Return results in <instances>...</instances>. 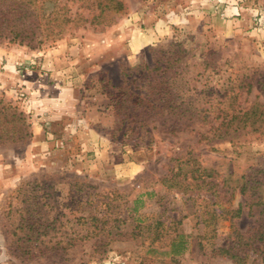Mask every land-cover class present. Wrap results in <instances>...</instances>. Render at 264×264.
Wrapping results in <instances>:
<instances>
[{
    "label": "rangeland",
    "instance_id": "obj_1",
    "mask_svg": "<svg viewBox=\"0 0 264 264\" xmlns=\"http://www.w3.org/2000/svg\"><path fill=\"white\" fill-rule=\"evenodd\" d=\"M125 1L102 30L0 38V122L17 106L32 134L0 142V264H237L218 249L257 226L227 213L248 199L234 180L264 168V134L211 127L225 108L264 107V0ZM172 42L187 116L118 115L105 90L141 87Z\"/></svg>",
    "mask_w": 264,
    "mask_h": 264
},
{
    "label": "trees",
    "instance_id": "obj_2",
    "mask_svg": "<svg viewBox=\"0 0 264 264\" xmlns=\"http://www.w3.org/2000/svg\"><path fill=\"white\" fill-rule=\"evenodd\" d=\"M127 10L125 0H0V38L7 39L9 43L40 47L48 42L55 43L81 27L102 30L116 23ZM178 46L175 42L170 43L163 51L162 58L158 59L157 65L143 68L146 73L142 74L144 83L141 87L132 88L133 81L127 80L117 87L109 85L105 93L115 101L118 115L134 120L142 116L143 112L153 118L160 116L162 112L179 120L187 116L189 107L176 101L177 98H183L180 95L182 89L176 88L174 91L175 87L172 85L185 77L183 51ZM127 71H124V77L130 76L131 72ZM137 106H142L144 111L132 113ZM223 110L226 112L223 119L218 125L211 127L214 137H228L234 142L242 134H264V107L261 104L255 102L248 109L231 106L230 109ZM3 118L7 119L5 114ZM29 127L24 114L14 106L10 119L0 122V142L24 140L32 135ZM8 132L10 135L4 138V134ZM187 165L189 166L188 161L183 162L181 169ZM252 171L256 172L255 176L253 172L248 175L244 172L234 180L235 189L241 195L248 196V199L227 214L231 213L230 218L234 220L243 217L247 210V215L256 216L257 226L250 234L236 232L234 245L218 249L219 253L230 257L237 264H247L249 260L264 264V182L256 178V175H264V168ZM147 227H151V224ZM136 234L133 233L134 236ZM237 243L241 246L240 249L237 248ZM172 251L179 252L175 247Z\"/></svg>",
    "mask_w": 264,
    "mask_h": 264
},
{
    "label": "crops",
    "instance_id": "obj_3",
    "mask_svg": "<svg viewBox=\"0 0 264 264\" xmlns=\"http://www.w3.org/2000/svg\"><path fill=\"white\" fill-rule=\"evenodd\" d=\"M143 17V22H147L148 20L147 19H145V15H143L142 16ZM147 17V16H146ZM145 37H142V41H141V45H139V47L138 48H141V47H144L145 46V44H147L149 41H144L145 39H144Z\"/></svg>",
    "mask_w": 264,
    "mask_h": 264
}]
</instances>
